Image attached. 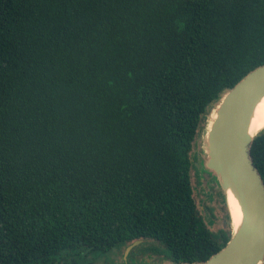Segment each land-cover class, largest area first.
<instances>
[{"label":"trees","instance_id":"trees-1","mask_svg":"<svg viewBox=\"0 0 264 264\" xmlns=\"http://www.w3.org/2000/svg\"><path fill=\"white\" fill-rule=\"evenodd\" d=\"M263 64L264 0H0V264L224 248L197 145ZM251 156L264 181V129Z\"/></svg>","mask_w":264,"mask_h":264},{"label":"water","instance_id":"water-1","mask_svg":"<svg viewBox=\"0 0 264 264\" xmlns=\"http://www.w3.org/2000/svg\"><path fill=\"white\" fill-rule=\"evenodd\" d=\"M264 93V64L250 71L229 89L213 108L197 151L203 155V171L221 187L230 213L232 237L227 245L208 260L175 263L172 260L142 264H264V181L256 167L250 134L252 108ZM215 112V115H213ZM205 173V172H204ZM231 189L244 214L242 226L236 230L227 195ZM133 241L125 250L124 259L141 245Z\"/></svg>","mask_w":264,"mask_h":264},{"label":"rangeland","instance_id":"rangeland-1","mask_svg":"<svg viewBox=\"0 0 264 264\" xmlns=\"http://www.w3.org/2000/svg\"><path fill=\"white\" fill-rule=\"evenodd\" d=\"M204 176L202 177V180L208 179L209 175L207 174V170L205 168L204 170ZM216 183V182H215ZM209 203L212 205L214 208V213L216 216L219 218H223L225 215V211L221 208L225 206L224 202H222V197L219 195H216V198L213 201H209ZM226 207V206H225ZM220 227V224L219 226ZM214 229H216V225L213 226ZM125 253V249L123 251L116 250V251H111L107 253H86L84 252V264H120L122 262L123 256ZM143 258L139 255H135L133 258V263L134 264H142L143 263ZM155 260V258L153 259Z\"/></svg>","mask_w":264,"mask_h":264},{"label":"bare ground","instance_id":"bare-ground-1","mask_svg":"<svg viewBox=\"0 0 264 264\" xmlns=\"http://www.w3.org/2000/svg\"><path fill=\"white\" fill-rule=\"evenodd\" d=\"M215 115V112H213ZM264 127V93L259 96L252 108V114L250 118V134H255L257 131ZM229 207L232 213V222L234 229L238 230L244 220V214L239 204L238 199L235 197L231 189H228L227 195Z\"/></svg>","mask_w":264,"mask_h":264}]
</instances>
